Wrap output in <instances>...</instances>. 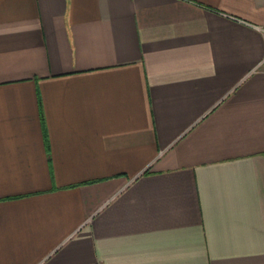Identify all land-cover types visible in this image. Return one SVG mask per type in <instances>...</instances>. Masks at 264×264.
<instances>
[{
    "label": "crops",
    "instance_id": "crops-1",
    "mask_svg": "<svg viewBox=\"0 0 264 264\" xmlns=\"http://www.w3.org/2000/svg\"><path fill=\"white\" fill-rule=\"evenodd\" d=\"M264 0H0V264H264Z\"/></svg>",
    "mask_w": 264,
    "mask_h": 264
},
{
    "label": "built area",
    "instance_id": "built-area-1",
    "mask_svg": "<svg viewBox=\"0 0 264 264\" xmlns=\"http://www.w3.org/2000/svg\"><path fill=\"white\" fill-rule=\"evenodd\" d=\"M262 30L264 31V28H262Z\"/></svg>",
    "mask_w": 264,
    "mask_h": 264
}]
</instances>
